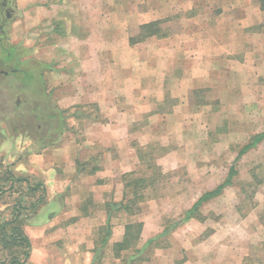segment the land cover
I'll list each match as a JSON object with an SVG mask.
<instances>
[{"label": "rangeland", "instance_id": "rangeland-1", "mask_svg": "<svg viewBox=\"0 0 264 264\" xmlns=\"http://www.w3.org/2000/svg\"><path fill=\"white\" fill-rule=\"evenodd\" d=\"M100 1L104 10L110 6L119 9L117 15L106 10L103 13L105 42L110 38L111 24L116 32L115 24L119 23L121 38L131 40L139 35L144 22L160 20L173 52L165 58L157 42H150L145 48L136 47L134 54L120 46L117 59L120 76L127 70L131 57L136 77L132 84L116 85L111 78L116 76L117 68L111 67L109 60L113 55L105 47V82L114 89L119 87L121 106L130 101L121 95L128 87L146 93L151 106L150 110L144 108L143 101L135 104V122L128 128L121 125L115 129L121 136L119 143H87L84 134L94 131L95 124L90 120L97 118L92 107H74L68 112L71 119L65 120L61 134L60 129L56 131L55 121L51 126L35 121L30 111L35 104L44 102L39 85H23L16 79L23 77L18 73L0 77V140L8 141L0 162L14 163V174L28 176L35 183L44 173L30 165L28 155H37L46 145L55 148L76 142L81 146L78 165L83 164V168L79 170L81 177L75 176L73 180L78 186L76 192L67 189L51 196L45 190L43 194L38 191L33 198L21 196L24 206L43 196L34 213H25L23 217V231L31 243L27 264H264V141L237 159L239 150L264 128V6L261 9L249 0H226L223 9L225 17H230V24L225 25L229 55L210 67L217 73L222 71L214 80L198 82L203 88L182 94L180 91L191 85V80L181 79L180 70L189 75L193 69L197 75L209 67L204 57L198 63L181 61L193 57L189 54L192 48L182 53L174 51L180 41L177 36L193 16L200 15L204 6L189 9L184 0ZM93 2L88 0L87 6H93ZM209 6L212 11L218 10L216 2ZM7 10L8 18L0 16L4 33L17 15L11 12V0ZM131 11L134 14L124 18ZM245 15L260 18L255 22L254 18L242 24L236 22ZM27 48H20L22 57ZM176 58L181 66L174 61ZM35 64L39 63L28 60L22 68H38ZM167 69L172 76L164 80V93H156L155 83L158 85L159 79H149L151 89L145 90L140 72L150 71L155 76ZM2 71L5 73L7 69ZM50 98L54 109L65 106L62 92ZM106 133L111 134V130ZM95 153L101 157L96 158ZM231 166L237 172L232 185L201 207L200 219L191 220L145 246L149 239L180 218L204 192L220 185ZM22 168L35 177L24 174ZM89 183L98 184L101 189L91 193V201L82 207L75 202L86 197ZM133 191L137 202L131 212L137 214L113 212L111 237L101 247L103 232L99 228L106 224L105 204L122 202L125 194L127 199L134 200ZM15 201V195L3 196L2 220L8 218ZM73 209L95 223L65 214ZM131 222H141L143 232L138 241L117 255L113 246L122 241L124 226ZM130 256L136 259L128 263ZM4 257L2 250V262Z\"/></svg>", "mask_w": 264, "mask_h": 264}, {"label": "crops", "instance_id": "crops-1", "mask_svg": "<svg viewBox=\"0 0 264 264\" xmlns=\"http://www.w3.org/2000/svg\"><path fill=\"white\" fill-rule=\"evenodd\" d=\"M87 1L11 0L13 6L11 12H15L17 15L9 22V28L5 29V35L7 43L10 45L19 49L28 47L29 51L31 49V53L27 50L24 57H21L23 64L31 60L46 66L43 71L45 88L47 93L52 96H55L58 92L63 93L65 106L61 110L64 111V115L67 118L65 119L66 122L71 119L68 112H71L72 109L77 107L86 109L92 107L95 109L97 118L93 119V121L90 120V122L95 124L94 131L84 134L89 145L114 141L119 143L121 136L116 134L115 129L121 127V125H125L128 128L135 122V104L143 101L144 108L147 106L150 110L151 106L147 94H142L141 90L135 89V87L133 89L129 87L124 89L125 91L121 95H126L130 101H128L126 106H121L119 103L120 100H123L122 97L120 98L119 91L121 90L119 87L114 89L111 87L112 85H108L105 82V47H108L107 50L109 49L111 56L113 55L112 59L109 60L111 67L117 68L116 76L111 78L116 85L123 82L132 84L135 82L136 77L135 61L131 57L128 58L127 67L125 66L127 70H124L122 77L120 76V69H118L120 64L117 63L120 46L125 51L127 50L128 53L134 54L136 47L145 48L150 42H157L160 48L164 50L165 58L172 51L170 47H173L169 44L166 36L161 38L150 37L141 42L130 44L128 37L121 38V26L119 23L115 24L117 33L114 32V26L111 24L112 32L110 38L105 42L102 38V28L106 22L103 18V13L106 10L111 12L110 14L112 15H117L119 9L110 6L104 10L100 0H95L92 3L93 6L88 7ZM184 1L187 7L190 5L189 9L193 7L199 8V4L204 7H201L200 15L197 17L193 16L188 21V25L177 36V41H180L176 43V50L174 49V51L175 53H182L192 48L189 54L193 55V57L181 59V61H187L190 64L198 63L204 57V60L209 65L208 69L202 74L198 73L199 75H195L196 72L193 69H191L192 72H189V75L184 69L180 70L181 79L191 80V85L184 86L180 91L182 94H188L194 89L203 88V86H200V84H204L203 81L214 80L222 71L220 69L217 73L215 72L216 69H211L210 67L214 66V63H217L218 60L221 61L224 55H229L226 46V40L229 37L226 35L225 25L230 24V17H225V9H223L226 0ZM211 2L218 4V10L212 11L211 6L208 7ZM133 14L132 11L127 12V14H124V18H129ZM244 17L245 19H243ZM244 17H241L236 22L242 24L244 20L249 21L254 18L248 15ZM256 18L258 20L260 16H255L254 21H252L255 22ZM147 23L149 22H144L143 24ZM222 28L223 32H221ZM114 33H116L117 37H114ZM201 46L204 49H201ZM174 61H177V64L181 66L177 58ZM170 72L171 70L167 69L165 72L155 74V76L150 71L140 72L144 79L141 83L145 90H149L152 84L149 79H159L158 85L155 83V86H157L155 88L156 93H164V80L172 76ZM85 122H88V120H85ZM107 129L108 131L111 130V134L106 133ZM7 146L8 141L1 143L0 140V155L5 152ZM80 151V144L74 142L61 147H46L40 150L37 155H33V153L27 156L31 166L43 171L44 176L38 181L43 184L48 195L53 196L67 189L73 193L76 192L75 190L78 186L75 185L73 180L75 176L81 177L78 166L81 156ZM89 153L91 154L92 152L90 151ZM96 156L99 155L95 153ZM22 169L24 174L28 173L26 169ZM27 175L35 177L32 173ZM86 177L90 178V174H86ZM87 186L86 197L83 196V199L75 202L80 203L82 207L91 201V193L101 189L98 184L91 185L89 183ZM65 214L69 215V217H79L78 219L82 222L91 221L95 223L90 218H83L82 213L77 209Z\"/></svg>", "mask_w": 264, "mask_h": 264}, {"label": "trees", "instance_id": "trees-1", "mask_svg": "<svg viewBox=\"0 0 264 264\" xmlns=\"http://www.w3.org/2000/svg\"><path fill=\"white\" fill-rule=\"evenodd\" d=\"M251 2L259 4L262 9L264 6V0H249ZM10 3V0H0V11L4 8H7ZM4 4V6H2ZM163 21H152L147 24H143L139 27V35L136 38L129 40L130 44H135L143 41L144 39L150 37H165V34L162 32L161 24ZM22 54L18 47H14L7 43V38L4 33V30L0 32V77L10 75L13 73H18L23 75V77H18L23 85L33 87L35 83L39 85L41 89V97L44 98L43 104H35L31 109V115L37 122H48L51 126L52 121L57 123L58 128L60 129L59 134L62 132V128L65 126L66 116L64 115L63 110L54 109L51 104V94L47 93L44 82H43V71L46 69V66L41 64H35L36 67H31L28 69H23L24 65L21 62ZM7 72L3 73L2 70ZM36 73V75L34 74ZM54 109V110H52ZM264 141V128L263 130L254 135L248 143H246L238 152L237 159L242 155L246 154L251 149L255 148L259 143ZM43 148L48 147L42 146ZM83 168V164H79ZM85 167V166H84ZM14 163H4L0 162V202L3 196L7 197L16 196V201L12 206H10V212L8 218L2 220L0 212V251H5V257L1 264H27L31 243L30 239L25 235L23 231V224L25 221L24 214H32L36 208L40 205L43 200V196L37 197L35 202L29 203L27 206H24L21 201L22 197L26 194V199L29 197H34L38 191H41L43 194L45 188L43 184L39 181L31 180L28 176L16 175L13 172ZM81 171V170H80ZM94 171V170H93ZM237 175L234 166L228 171L226 179L217 187L212 190L204 192L188 209H186L180 218L174 220L169 226L164 227L162 231L149 239L145 246L154 242L157 239L168 236L170 233L175 231L178 227L183 224L190 222L191 220L200 219V209L201 207L209 202L210 200L220 196L223 190L232 185V178ZM135 188V185H132ZM134 192V191H133ZM134 200L127 199V194L122 202L118 203H108L106 206V224L99 228L103 232V236L100 241V246H104L109 238L111 237V224L110 219L113 212H123L128 216H135L137 211L131 212L132 207L137 202L136 193L134 192ZM1 204V203H0ZM138 208H136L137 210ZM142 223L141 222H131L127 223L124 226L123 239L120 243L115 244L113 247L116 250V253L126 250L131 247L136 241L140 239L142 232ZM144 250V249H143ZM0 252V253H1ZM118 257V256H117ZM136 257L130 256L128 258V263L133 262Z\"/></svg>", "mask_w": 264, "mask_h": 264}, {"label": "flooded vegetation", "instance_id": "flooded-vegetation-1", "mask_svg": "<svg viewBox=\"0 0 264 264\" xmlns=\"http://www.w3.org/2000/svg\"><path fill=\"white\" fill-rule=\"evenodd\" d=\"M2 6H4V4H2ZM8 18L9 17V12L7 10V8H4L3 11H0V16L3 15ZM3 30V24L0 22V32H2Z\"/></svg>", "mask_w": 264, "mask_h": 264}]
</instances>
